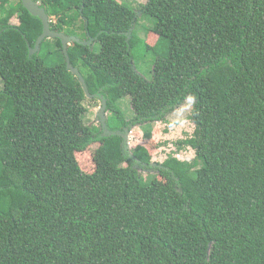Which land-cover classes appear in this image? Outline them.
<instances>
[{
    "label": "trees",
    "instance_id": "1",
    "mask_svg": "<svg viewBox=\"0 0 264 264\" xmlns=\"http://www.w3.org/2000/svg\"><path fill=\"white\" fill-rule=\"evenodd\" d=\"M34 2L89 42L67 55L107 119L85 125L61 41L33 52L41 21L2 5L0 264H264V0ZM137 49L155 55L149 81ZM189 98L194 131L174 153L153 166L156 145L130 150L123 135Z\"/></svg>",
    "mask_w": 264,
    "mask_h": 264
},
{
    "label": "rangeland",
    "instance_id": "2",
    "mask_svg": "<svg viewBox=\"0 0 264 264\" xmlns=\"http://www.w3.org/2000/svg\"><path fill=\"white\" fill-rule=\"evenodd\" d=\"M133 1L136 4H145L147 0ZM151 24L152 23H150L147 18H143L139 21V28L137 30L142 31L144 34H146V31L151 28ZM142 32L140 33V36H143ZM141 38L145 40L144 36ZM94 48L95 51H99L100 46L98 44H94ZM133 56L134 69L142 78L149 81L152 77V70L154 67V61L156 59L155 55L151 51L137 49L133 51ZM2 87V80L0 78V91L2 90ZM87 98L83 102V105L88 110V112L84 116V123L87 126H99L100 124H102V120L107 118V115L102 114L101 117L98 115L102 108L99 99L94 100L92 98ZM116 106L120 110L125 120L130 121L134 119V113L132 111L129 98H123L122 100L118 101L116 103ZM192 106L193 101L189 98L180 108L175 110L169 117H166L163 122L151 124V126L144 125L130 131L127 138V144L130 150H133L137 145L145 146L153 143L157 148H155V151H152V161L154 163L153 166L156 163L163 162L170 153L175 152L176 142L192 136L194 126L189 119ZM177 156L182 160L192 159L194 157V154L192 151H190V149H187L177 153ZM89 158L90 156L88 153L78 156V159L82 162L84 168H88L90 166L91 163ZM142 175H144V173H142Z\"/></svg>",
    "mask_w": 264,
    "mask_h": 264
},
{
    "label": "water",
    "instance_id": "3",
    "mask_svg": "<svg viewBox=\"0 0 264 264\" xmlns=\"http://www.w3.org/2000/svg\"><path fill=\"white\" fill-rule=\"evenodd\" d=\"M22 6L27 10V12L33 16L38 18L43 26V32L40 35V37L37 39L35 48L33 49V52H38L40 50L41 44L43 43L44 40H50V39H59L62 44L63 48V54L66 59V67L69 72H71L79 81L80 85L82 86L83 91L85 92V95L88 98H98L101 103V111L98 113V115L101 117L103 115H107L105 112L106 109V101L103 99V97H97V96H91L88 93V90L86 88L84 79L82 78L81 74L79 73L78 69L74 68L71 66L69 58H68V52L67 49L71 43H77L82 46H88L89 42H81L79 39L73 37V36H65L64 34L61 33H55L51 30L50 28V22L49 19L47 18L45 11L39 7L36 3L32 2V0H21ZM107 118L102 120V124H105L104 122L106 121ZM124 140L127 141L128 136H123Z\"/></svg>",
    "mask_w": 264,
    "mask_h": 264
},
{
    "label": "flooded vegetation",
    "instance_id": "4",
    "mask_svg": "<svg viewBox=\"0 0 264 264\" xmlns=\"http://www.w3.org/2000/svg\"><path fill=\"white\" fill-rule=\"evenodd\" d=\"M19 2H21V0H0V8L2 5H4V8H7L8 5H16ZM32 2H34V0H32ZM35 3V2H34ZM37 4V3H36ZM39 5V4H37ZM50 22V21H49ZM11 24V23H10ZM51 28V26H50Z\"/></svg>",
    "mask_w": 264,
    "mask_h": 264
},
{
    "label": "clouds",
    "instance_id": "5",
    "mask_svg": "<svg viewBox=\"0 0 264 264\" xmlns=\"http://www.w3.org/2000/svg\"><path fill=\"white\" fill-rule=\"evenodd\" d=\"M42 45V44H41ZM97 99V98H96Z\"/></svg>",
    "mask_w": 264,
    "mask_h": 264
}]
</instances>
